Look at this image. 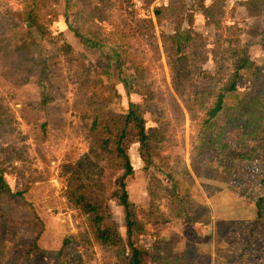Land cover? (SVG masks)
<instances>
[{"label": "rangeland", "instance_id": "374dc122", "mask_svg": "<svg viewBox=\"0 0 264 264\" xmlns=\"http://www.w3.org/2000/svg\"><path fill=\"white\" fill-rule=\"evenodd\" d=\"M73 1L80 11L78 22L81 25L99 27L103 36L116 40L131 54L130 58L139 63L136 67L146 71L141 81L154 92L151 103L155 104L166 122L163 157L155 158L156 163L166 165L164 171L150 169V173H145L138 144H131L128 150L135 172L133 177L126 179L129 200L143 228V232L134 237L136 245L147 249L150 255L164 257L168 260L165 264H264V219L257 218V209L246 205L250 199L264 196V163L260 159L248 162L235 159L230 147L234 141L232 135L225 141L224 150L200 147L199 143L206 112L215 102L214 95L233 72L234 59L222 45L223 40L233 33L235 27L240 28L237 31L239 47L252 39L241 26L245 23V15L235 13L236 9H233L234 6L237 8L238 0L226 1L225 14L220 18L217 30L212 24L205 28L199 11L193 12L191 26L186 21L182 23L183 30L190 27L193 34L200 36L184 56L191 86L185 88L183 98L176 95L172 87L170 62L165 53L168 36L174 33L173 24L167 19L156 21L152 13L154 6H166L170 0H153L149 7H146L147 0H94L93 5L101 10V19L89 16V10H82L79 0ZM211 1L206 0L207 3ZM191 5L192 0H186V6L190 8ZM27 7L38 15L54 36L61 33L59 43L51 46L22 20L14 19L17 27L9 24L10 29L17 33L30 32L39 45L38 51L48 55L47 65L54 74V80L45 86L58 84L60 87L57 89L59 95L41 110L37 105L41 88L37 85L36 76L12 78L10 68L0 57V99L16 120L15 132L1 139L0 144L19 150L23 159L3 163L2 167L6 168L4 177L12 192L27 188L25 196L33 203V208L21 216L19 225L15 219L13 229L5 227L1 230L0 264H118L116 248L95 243L83 215L67 205L64 191L68 183L75 184L79 176L92 183L100 181L107 195V222L115 226L125 239L123 210L116 200L108 197L111 191L117 190L120 171L111 168L106 160L95 159L88 154L85 132L98 108L108 105L114 112L121 113L129 102L141 103L143 98L132 93L127 97L114 68L111 77L120 98L112 95L106 79L95 72H91L94 84L80 87L72 80L73 71L70 78L67 56L72 53L80 57L92 71H100L103 62L97 52L82 46L67 28L63 15L64 0L41 3L0 0V17L9 21L7 16L10 12L29 10ZM61 44L70 47L67 55L61 51ZM251 57L256 65L264 63V55L256 47L251 48ZM73 68L77 66L73 65ZM124 71L129 77L134 76L129 64ZM206 74L216 81L208 89L210 94L200 99V105L189 104L187 98L202 90V76ZM23 79L26 81H21ZM249 82L251 80L244 75L238 77L236 88L239 94L225 99L227 108L245 96L250 89ZM31 104L35 107L29 110ZM186 106L191 107V113ZM225 111L215 119L216 125L226 120ZM145 118L148 126H154L149 114ZM211 180L218 186H208ZM212 187L219 190L210 191ZM235 187L241 189V202L238 201L239 196L228 198V194L238 189ZM209 193L221 196L223 200L221 206H213L222 221L214 220L211 213L208 217L214 223L194 222L192 215L202 218L197 213L200 202L211 203V199L204 198H209ZM226 217L233 221H225L223 218ZM228 223L238 226L239 236L225 234ZM206 231L208 236L204 233ZM85 235L90 244L72 245L74 256L54 258L47 252L59 250L67 237L79 242ZM31 247L42 249L44 253L42 256L32 253L25 258Z\"/></svg>", "mask_w": 264, "mask_h": 264}, {"label": "trees", "instance_id": "16d2710c", "mask_svg": "<svg viewBox=\"0 0 264 264\" xmlns=\"http://www.w3.org/2000/svg\"><path fill=\"white\" fill-rule=\"evenodd\" d=\"M32 1L41 3L45 0ZM79 1L82 10L90 11L89 16L99 17V19L103 17L100 14L101 10L93 5L94 0ZM120 1L127 2V0ZM225 1L212 0L207 3L206 0H192V5L188 8L186 0H170L166 6L153 7L152 13L156 17V21L160 22L162 19H167L173 24L174 33L168 36L169 44L165 45V53L170 62L172 87L179 97L183 98L185 88L191 86L188 80L189 73L184 57L185 53L189 48L192 49L191 47L200 39L198 34H193L190 27L183 30L182 23L186 21L191 26L193 12L199 11L206 26L212 24L216 30L219 29L220 18L225 14ZM64 2L65 11L63 15L67 28L82 46L97 52L98 58L103 62L100 71H92L80 60V57L77 58L71 53L66 58L70 78L71 71H73L72 80L75 83L80 87L90 86L94 84V77L91 72H95L96 75H102L106 79V83L112 90V95L120 98L111 77L114 68L118 74L117 80L125 90L127 97L132 93L143 98L141 103L129 102L127 108L121 113L114 112L108 105L98 108L87 124L85 132V139L89 145L88 154L95 159L106 160L111 168L120 171L117 190L111 191L108 197L116 200L123 210L125 239L117 232L115 226L107 222V195L100 181L92 183L79 176L75 184L68 183L64 191L67 205L83 215L87 229L92 234L95 243L110 244L116 248L118 264L168 263L164 257L150 255L147 249L136 245L134 237L141 234L143 228L136 215L137 211L129 200L126 184V179L133 177L135 173L128 154L129 146L135 142L138 144V154L143 163L142 170L145 173H150V169L164 171L163 167L166 166L164 163H156V159L160 157L162 159L164 153L162 142L165 139L166 122L155 104L151 103L154 92L145 85L146 83L143 82V85L141 81L142 74L146 71L141 67H136L139 63L130 58L131 54L121 45H118L116 40L103 36L99 27L81 25L78 22L80 11H77L78 6L73 0H64ZM152 2L153 0H147L146 7H149ZM239 4L245 8L250 17H260L264 13V0H244ZM27 8L30 11L25 9L21 12H10L7 16L9 21L0 17V57L3 59V64L10 68L12 78L20 79L24 75L36 76L37 85L41 88L40 100L37 105L39 109L44 110L59 95L57 89L60 87L58 84H56L58 86H45L48 81L54 80V74L47 65L48 55L38 51L39 45L33 40L28 30L17 33L10 29L9 24L17 27L16 22H13L14 19L22 20L23 23L26 22L29 28H34L39 36L53 47L59 43L58 39L62 35L58 33L54 36L50 28L40 21L38 15L31 8ZM148 21L150 23V20ZM239 30L240 28L235 27L233 33L228 34L223 40L222 45L225 46L224 48L230 57L234 59L232 63L233 72L214 95L215 102L206 112L207 118L203 123L202 139L199 143L200 147L207 146L208 148L224 150L225 141L229 135H232L234 141L230 147L234 152L235 159L247 162L260 159L264 163V63L256 65L248 54L252 45H259L264 50V29L257 42L248 43L241 47H239L240 40L237 37ZM60 49L64 55L71 51L67 44H61ZM127 64L133 68V77H129L124 71ZM73 65H76L77 68H73ZM241 75L251 80L249 82L250 89L246 91L242 99L235 101L233 106L227 108L225 99L237 95L236 82ZM21 81H26V79ZM215 82L214 78L208 74L202 76V90L187 98L189 104L200 105L202 102L200 99L210 94L208 89ZM34 107L35 105L31 104L28 109ZM186 110L189 113L192 112L190 106H186ZM223 111L226 112V120L222 124L216 125L214 121ZM146 114H149L154 126L147 125ZM15 121L13 114L0 99V140L15 132ZM0 157L2 158L0 160L1 232L5 227H8L9 230L13 229L15 219L16 225H19L21 216L33 208V203L25 196L28 191L27 188L23 191L12 192L5 181L6 168L2 165L14 160L22 161L20 151L9 146L5 148L0 144ZM150 193L153 194L152 191ZM251 201L254 202L253 207L257 209V218L264 219V196ZM73 240L67 237L63 240L59 250L52 249L47 252L54 258H62L66 255L74 256L72 245L74 247L77 243L90 244L86 235L79 242ZM32 253L42 256L44 250L31 247L26 251L25 258Z\"/></svg>", "mask_w": 264, "mask_h": 264}, {"label": "crops", "instance_id": "0c3cea01", "mask_svg": "<svg viewBox=\"0 0 264 264\" xmlns=\"http://www.w3.org/2000/svg\"><path fill=\"white\" fill-rule=\"evenodd\" d=\"M227 1V0H226ZM226 1H225V5H226ZM242 1H244V0H238L237 1V3H236V6H237V8L234 6L233 7V9H236L235 10V13H240V14H244L245 15V19H244V24H242L241 26H243L244 27V30L246 31V33H248V35H249V37H251L252 39H248L247 40V43H252V42H257L259 39H260V35H261V32H262V30L264 29V13L260 16V17H250V16H248L247 15V13H246V11H245V8L244 7H242L240 4H239V2H242ZM247 25V26H246ZM209 26H206L205 28H208ZM242 27V28H243ZM239 28V27H238ZM254 47H256V48H258V50H259V52L261 53V55H264V50H262V48L259 46V45H252L250 48H249V50H248V54H250L249 56L251 57V48H254ZM251 59H252V57H251ZM212 181V180H211ZM215 182V181H214ZM213 181L212 182H210V183H208V186H218L216 183H214ZM227 187V186H226ZM226 187L224 188L225 190H226ZM235 188H238V189H236L235 191H232L230 194H228V198H229V200H230V198H233V197H236V196H239V198H238V201H240L241 202V200H242V198L240 197V195H241V189H240V187H235ZM214 189H217V190H219L218 188H216V187H212V189L210 190V191H212V190H214ZM213 193H209L207 196H209V198H206L205 196H204V198L205 199H211V203H208V204H204V202H200L201 203V206H199V207H197L198 208V212L197 213H199V214H201V216H202V218H201V222H203V221H205V222H203V223H207L208 221H213L211 218H209L208 217V215H210L211 213H213V215H211V216H213V217H215L214 218V220L215 219H219V220H221L222 221V219L221 218H219L218 217V214H219V212H217L216 210H215V207H217V206H221V204L223 203V200H221L220 198H221V196H216V195H212ZM201 195V197L203 198V196H202V194H200ZM212 202H213V205H212ZM42 205H44V203H41ZM191 204V203H190ZM246 205H250L251 207H253L254 206V202H252L251 200H249V202H248V204H246ZM45 206V205H44ZM213 206H215V207H213ZM194 209V208H193ZM193 213H195V212H193ZM196 214V213H195ZM225 221H227V222H231V221H233V219L232 218H230V217H226V219L225 218H223ZM213 223H214V221H213ZM227 224V229H226V231H225V234L227 235H229V234H235V235H238L239 236V228H238V226H236V225H233V226H231L230 224ZM194 224H198V225H202V224H199V223H194ZM207 236H208V233H207V231L206 232H204ZM231 238V237H230ZM210 240V239H209ZM213 241V240H212ZM212 244V242L209 244V245H211ZM212 247V246H211Z\"/></svg>", "mask_w": 264, "mask_h": 264}, {"label": "water", "instance_id": "95a60500", "mask_svg": "<svg viewBox=\"0 0 264 264\" xmlns=\"http://www.w3.org/2000/svg\"><path fill=\"white\" fill-rule=\"evenodd\" d=\"M191 218L194 222H200L201 221V219L197 215H192Z\"/></svg>", "mask_w": 264, "mask_h": 264}, {"label": "bare ground", "instance_id": "6f19581e", "mask_svg": "<svg viewBox=\"0 0 264 264\" xmlns=\"http://www.w3.org/2000/svg\"><path fill=\"white\" fill-rule=\"evenodd\" d=\"M219 226H220V224H219Z\"/></svg>", "mask_w": 264, "mask_h": 264}]
</instances>
